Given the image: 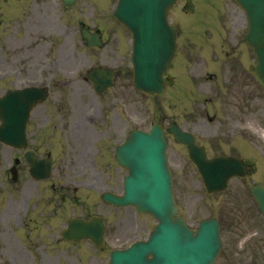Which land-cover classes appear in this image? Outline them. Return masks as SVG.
<instances>
[{
    "label": "water",
    "instance_id": "water-1",
    "mask_svg": "<svg viewBox=\"0 0 264 264\" xmlns=\"http://www.w3.org/2000/svg\"><path fill=\"white\" fill-rule=\"evenodd\" d=\"M70 1L64 0L65 3ZM173 2L174 0H120L115 13L133 33L135 85L145 92L161 93V74L170 65L174 49V30L166 24L165 16ZM237 2L246 12L248 18L246 40L256 55L257 64L252 66L251 71L264 86V0ZM187 8L191 9L189 3ZM32 92L33 97L26 92L13 93L8 95L6 101L0 102V117L4 121L3 127L0 128V139L9 145L18 147L24 142L22 134L30 107L28 105L42 99L40 92ZM164 146L162 134L157 128L148 136L137 131L131 133L117 150L118 162L129 171L125 181V194L119 199H107L116 205H134L138 211L149 213L158 220L159 224L154 228V234L148 242L149 248L145 252L152 253L153 259L150 262L146 261V264H161L163 260L173 263L179 250L178 243L186 244L192 241L186 227L180 226L173 218L175 207L171 196L170 179L164 154H161V147ZM164 176L168 201L164 200L166 189L161 188V179ZM198 232L202 243L213 245L215 249L214 253L206 258L211 264L219 247L217 225L212 221L202 222ZM94 242L100 244L99 239ZM115 261L114 255H111L110 264H114Z\"/></svg>",
    "mask_w": 264,
    "mask_h": 264
},
{
    "label": "rangeland",
    "instance_id": "rangeland-1",
    "mask_svg": "<svg viewBox=\"0 0 264 264\" xmlns=\"http://www.w3.org/2000/svg\"><path fill=\"white\" fill-rule=\"evenodd\" d=\"M193 2L195 7V12L193 15L185 16L184 14L178 13L180 19L179 22L182 26V37L188 38L189 40H205L203 39L204 37H215V33L219 31V28L222 27V24H225L229 0H193ZM82 4L83 8L85 9L84 11L89 12V7L86 1L82 0ZM75 10H77V8H75ZM233 12H237L236 17H233L232 22L228 21V26L225 34L224 32L220 33V36H225L228 40H237V38H240V36L242 37L245 33V18L242 11L237 9V7H234L230 12V17H232ZM18 42L19 40H14V43ZM74 47L76 48V50L74 49ZM81 52L82 46L79 45L78 40H75V42L71 40L69 62V66L71 69L83 68L87 65L86 60L82 58L86 57L82 55ZM101 58H103V56H101ZM80 85L82 84L80 83ZM96 103L99 106L101 105L100 101H97ZM185 103L178 102L174 109L178 105L183 107ZM107 104V101H104L102 103L101 107L103 111L107 109ZM160 106L161 105L157 101H151L134 92L133 126L142 130L148 129L150 123L154 119L158 118V111ZM103 117L107 122L114 120L113 114L110 120L107 119V116L104 114V112ZM121 117L122 116L120 115V118ZM59 143L60 145L56 146L58 153L60 154L61 149H67V146H64L65 142L62 140H60ZM1 148L0 150L2 151V153L0 155V172L7 168L10 160L12 159L10 152L4 150L7 148ZM1 156L2 159L5 158V161L1 160ZM61 159H63V156L61 157ZM87 160L89 161L90 158L87 157ZM58 165L62 166L60 164ZM99 171V168H95L93 165L88 164L87 169L82 172L81 177L68 170L63 173V175L67 176L68 181H71L73 179L84 181L83 183L86 185V187L83 188L85 191L80 190V192L83 195L81 205H85V211L87 209L92 211L90 201L91 196H93L95 192L94 190L88 189L87 185L91 184L92 181L94 182V184L101 182ZM182 175V173H178L177 181H179ZM177 184L178 188L182 187V189H180L179 191V200L180 203H182L184 209H186L189 203L192 204V202L195 200V198H190L189 200L187 199V197H190L191 192L196 195L197 199H202L206 203L204 209L200 210L203 212H201L198 216L206 213L207 215L215 216L224 215L227 219L229 214L226 213V209L227 212L231 213L235 211V209L240 210L241 208L245 211L248 220L254 218V213L250 206L240 207L225 205L224 202L221 203V200L223 198H207V196H204V192L200 188H186L185 182L183 183L182 180H180ZM5 185L6 192L3 193L2 197V209L3 211H6V213H4L2 215V218L0 219V264H106L108 252H97L94 250H92L93 252H84V249L82 248L72 249L67 247L66 245H57L55 247H51L50 245L46 246V243L50 242L48 239L49 236L52 235L50 234V230L48 231V233L44 231L47 229V227L42 223L43 220H45L48 225L51 226L52 222V220H49L50 216L48 217L47 215V213L51 211V207L46 209V206H44L48 200L49 193L44 189H42L41 191L43 203H40L39 207H41L40 209L43 210L42 214L38 213L40 211V209H38L37 212L28 214L25 219L18 221V216H23L20 203H17L16 196H10L12 194L9 193L7 184ZM87 190L88 192H90V194L87 193ZM86 195L87 197H85ZM200 196H202V198H200ZM66 207L68 209H65L64 211H67V213L78 212L76 209H73L72 207L70 208L69 205H67ZM222 207H224L225 209L222 210ZM97 210L106 217L109 239L111 238L109 236L113 237L117 224H120L123 221H126L127 223L130 222V228H133L134 226L133 238L131 237L130 240L139 237L146 231L145 227L148 225V222L145 218H137L132 210L112 209L104 205ZM195 213L198 212L195 211ZM132 214H134V218L132 217ZM30 216L32 217V220H29ZM116 220L119 221L116 222ZM20 222L22 226L18 229V227L20 226ZM29 228L32 229L28 234ZM50 229H53L52 226ZM125 233L128 235L131 233V231L126 230ZM230 233V230H226V234L224 235L226 243L227 241H229L228 237L230 236ZM128 239L129 238H127V240ZM116 245H118V243H115L113 241L109 242L108 250ZM227 247L230 248L228 245ZM231 249L236 250L235 253H230V255L224 253L222 259H219L218 264H264V262L260 263L256 261L255 252H253L247 245L240 247L239 244H236L235 248Z\"/></svg>",
    "mask_w": 264,
    "mask_h": 264
},
{
    "label": "flooded vegetation",
    "instance_id": "flooded-vegetation-1",
    "mask_svg": "<svg viewBox=\"0 0 264 264\" xmlns=\"http://www.w3.org/2000/svg\"><path fill=\"white\" fill-rule=\"evenodd\" d=\"M25 1L28 4L19 6L17 14L22 34L18 37L7 36L3 39L23 40L18 45V51L9 56L10 66L18 64L28 66L44 61L48 65L52 52L45 40H55L51 36L55 30L53 0ZM58 34L60 35L59 40H70L69 33L63 28L58 29ZM33 40L43 41L40 44ZM233 61L239 62L236 59ZM7 76L0 78L1 88L5 90L13 83L12 80L6 78ZM20 81H24L23 78L18 79V82ZM83 81L87 82L86 77ZM226 81L228 82V90H226L228 99L224 102L222 115L219 118L213 115L209 117V123L204 124L194 120L190 126L194 131L195 143L205 147L207 156L228 155L241 160L245 167V175L232 179L237 184L234 187V194L248 195L247 197L251 200L250 189L256 184L264 186V145L256 136L246 131V127L264 128V106L260 88L255 85L248 86L246 81L241 79L238 69L229 70ZM48 113L47 107H37L33 111L27 128L29 139L36 141L45 138L52 130ZM80 127L79 124L76 125L77 129ZM202 137L206 138V145L200 143L199 138ZM254 145L263 148L260 156L253 150Z\"/></svg>",
    "mask_w": 264,
    "mask_h": 264
}]
</instances>
